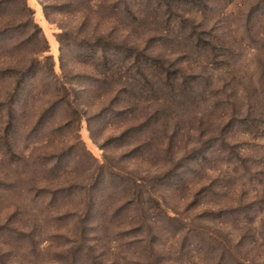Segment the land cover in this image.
<instances>
[{
    "label": "rangeland",
    "instance_id": "rangeland-1",
    "mask_svg": "<svg viewBox=\"0 0 264 264\" xmlns=\"http://www.w3.org/2000/svg\"><path fill=\"white\" fill-rule=\"evenodd\" d=\"M26 2L0 19V264H262L264 0Z\"/></svg>",
    "mask_w": 264,
    "mask_h": 264
},
{
    "label": "trees",
    "instance_id": "trees-1",
    "mask_svg": "<svg viewBox=\"0 0 264 264\" xmlns=\"http://www.w3.org/2000/svg\"><path fill=\"white\" fill-rule=\"evenodd\" d=\"M40 1H41L43 13H44V15L47 18H48V13L50 12L49 10H52V11L67 10L69 12L68 14L72 15V14L78 13L80 18H83V19H88L91 15H93L92 17H95V19H102L104 17V15H103V10H101L100 8L103 7V5H104V9L107 8L105 5L107 4V2H109V0H99V2L97 3L96 8L92 9L91 6H90L91 5L90 4L91 0H40ZM116 1L117 2L118 1L125 2V5L127 4V0H116ZM0 3L2 5V7L0 9L1 10L0 19H5L6 22L3 20L5 23H8V22H11V21H14V20H22L25 23H33V13L34 12H33V9L27 4L26 0H0ZM81 5H83V7ZM8 6L9 7L12 6V9H11L9 14L7 12V7ZM130 8L131 7H127V5H126V9L127 10L130 9ZM106 10H108L109 13H113L114 14L113 16L110 15L111 17H108V18H112V17L116 18L122 12V11H120L118 6L108 7ZM130 13H131V9H130ZM38 30H39V28H38ZM58 40L61 41L60 36H58ZM219 41H221V39L218 36L203 37V36H200V35H196L195 46L196 47L201 46L203 48V55L205 56V53H209L210 54L214 50V46ZM44 43H45V40H44ZM97 46H96L97 51H99V52L100 51H104L103 54L106 55V53H105L106 50H107L106 49V44L105 45H100L98 43ZM45 50H46L45 46H40V48L38 49L37 53L44 52ZM103 58H104V61L108 60V57H106V56H104ZM45 61L46 62L48 61L47 62L48 71H50V73L51 72L53 73V61H52V59L50 57H48V58L45 59ZM136 61H138V59ZM172 63L175 64V62H172ZM33 64H38V61H36L35 58L32 59V65ZM141 64L142 63H140V65ZM6 66H12V65L11 64L10 65H5L4 64V67H6ZM32 67H34V66H32ZM11 69H12L11 67H6L3 70L7 71V70H11ZM37 71H40V69H38ZM44 73L45 72L43 71V74ZM53 75H54V73H53ZM9 77H13V76H9ZM201 79H202L201 82L203 84L202 92H204V91L207 90V88L209 87L210 84L206 83L204 75H203V77L199 76V82H200ZM201 82H200V84H201ZM61 87L65 88L63 84H62ZM244 90L246 91V88ZM252 93H255V90H252L250 93H248V95H250ZM58 101H59V103L61 102L60 99H58ZM136 146H138V145H136ZM133 181H134V183H133V188H134L133 189V195H136V194L139 193L138 189L140 187V185H139L140 181H139L138 178H135ZM210 213H211V215H210L211 219L214 220L215 218H218L220 216L221 211L218 210V211H213V212H210ZM168 218H171V217H168ZM143 220H145V218L142 219V221ZM242 241L238 242V240H237L238 243L236 244L235 248H239L241 246V244H242ZM147 242H148V245H149V255L150 254L153 255V251H154L153 247L154 246L152 244L151 238H149V241H147ZM252 247H258V245H256L254 243ZM222 254H223V252L220 253V258H219L220 260H223L225 258ZM250 254H252L251 251H250ZM258 254L259 253H256V251H254L253 254H252L253 257L251 256V258H253L252 261L250 262L249 260H247L248 264H252V263H254V261L259 260V257H256V255H258ZM246 259H248L247 253H246V256L244 257V261ZM237 261H239L238 264H240V261L244 262L243 260H241L240 257L237 258ZM146 262L148 264H157V259H154V262L152 260L151 261L147 260ZM219 264H237V263L236 262L230 263V261L228 259V260H225L224 262H220ZM262 264H264V259L262 261Z\"/></svg>",
    "mask_w": 264,
    "mask_h": 264
}]
</instances>
